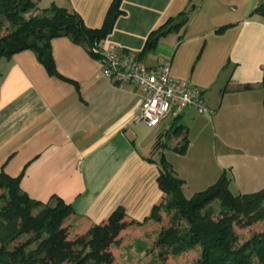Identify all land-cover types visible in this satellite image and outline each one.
I'll use <instances>...</instances> for the list:
<instances>
[{
	"label": "crops",
	"instance_id": "0c3cea01",
	"mask_svg": "<svg viewBox=\"0 0 264 264\" xmlns=\"http://www.w3.org/2000/svg\"><path fill=\"white\" fill-rule=\"evenodd\" d=\"M111 1L36 0L35 12L54 4L98 28ZM261 1L121 0L122 14L104 45L134 53L149 68L169 62L170 76L198 87L211 115L187 108L154 127L134 122L142 91L105 78L99 61L67 36L51 39L50 49L68 80L49 75L31 50L0 58V172L22 174L20 186L33 199L57 196L68 203L63 225L70 238L117 207L139 223L127 229L147 224L162 196L159 150H153L161 134L164 157L184 181L187 198L223 172L232 180L264 177V18L249 14ZM189 6L182 27L141 53L150 32L176 24ZM183 135L188 146L178 154L173 147Z\"/></svg>",
	"mask_w": 264,
	"mask_h": 264
},
{
	"label": "trees",
	"instance_id": "16d2710c",
	"mask_svg": "<svg viewBox=\"0 0 264 264\" xmlns=\"http://www.w3.org/2000/svg\"><path fill=\"white\" fill-rule=\"evenodd\" d=\"M120 3L121 0H112L101 26L88 28L75 11L65 7L52 4L30 14L37 10L36 0H0V58L31 50L49 75L68 80L55 68L51 39L67 36L97 59L99 54L93 46L111 32L122 14ZM193 8L189 6L183 11L176 24L167 27L165 23L150 32L141 53L152 50L161 36L182 27ZM249 14L264 18V0ZM261 91L264 111V74ZM179 128L181 125L174 130ZM162 136L158 135L153 145V150H159L156 183L162 196L147 217L159 224L153 240L158 258L165 260L169 255L198 248L199 254L192 264H264V230L239 242L234 228V224L249 227L264 220V186L255 192L233 195L228 188L231 177L223 172L205 190L187 198L182 192L184 181L164 157L167 144L161 141ZM187 146L188 139L183 135L173 150L183 154ZM21 175L11 177L0 172V264H112L109 247L118 241L119 232L128 225H139L128 221L123 208L117 207L104 222L70 238L63 225L64 218L71 213L70 205L57 196L47 201L33 199L21 188ZM161 211L166 214L164 222ZM23 235H27L24 240Z\"/></svg>",
	"mask_w": 264,
	"mask_h": 264
},
{
	"label": "built area",
	"instance_id": "2783aa9c",
	"mask_svg": "<svg viewBox=\"0 0 264 264\" xmlns=\"http://www.w3.org/2000/svg\"><path fill=\"white\" fill-rule=\"evenodd\" d=\"M102 75L117 85H132L143 93L134 122L149 127L158 125L170 112L192 109L199 114L213 113L203 99L202 91L186 79L170 76L169 62L149 68L134 53L104 45V40L93 46Z\"/></svg>",
	"mask_w": 264,
	"mask_h": 264
},
{
	"label": "rangeland",
	"instance_id": "374dc122",
	"mask_svg": "<svg viewBox=\"0 0 264 264\" xmlns=\"http://www.w3.org/2000/svg\"><path fill=\"white\" fill-rule=\"evenodd\" d=\"M34 13L35 10L30 11V14ZM167 156L169 157L168 153ZM157 157L159 158V156ZM217 179L218 177L216 180ZM263 186L264 177H257L254 181L251 180L250 177H235L234 180L231 179L228 188L230 193L237 195L240 193L258 191ZM254 187L258 188V190H252ZM213 205L216 209L215 202H213ZM161 215L162 221L164 222L166 219L164 211H161ZM158 228V223L149 220L147 224L142 226L134 225L131 229L124 228L123 232L121 230L117 236L118 241L109 247V251L113 256L112 264H192L193 260H195L199 254L198 248L191 249L179 255H169L165 260L158 258L156 255L157 251L153 246V240ZM234 228L239 242H243L252 234L264 230V220H257L249 227H242L240 224H234ZM26 237L27 235H23L21 239L24 240Z\"/></svg>",
	"mask_w": 264,
	"mask_h": 264
}]
</instances>
